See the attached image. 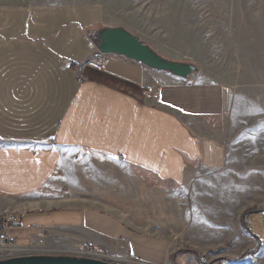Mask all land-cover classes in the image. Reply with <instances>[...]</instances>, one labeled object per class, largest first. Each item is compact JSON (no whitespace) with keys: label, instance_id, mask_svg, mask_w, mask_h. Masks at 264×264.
<instances>
[{"label":"crops","instance_id":"obj_1","mask_svg":"<svg viewBox=\"0 0 264 264\" xmlns=\"http://www.w3.org/2000/svg\"><path fill=\"white\" fill-rule=\"evenodd\" d=\"M109 11L100 2L0 5V215L24 212L9 230L17 255L81 254L88 246L171 264L176 248L169 237L149 235L98 202L124 198L121 185L134 194L137 170L183 185L200 169L227 162L225 84L180 78L115 54L103 70L87 68L80 81L73 67L92 57L97 30L107 25L126 27L162 56L191 55L184 52L193 35L183 16L170 21L187 28L186 50L179 51L158 36L167 22L149 37ZM61 177L79 189H56ZM175 261L198 264L193 253Z\"/></svg>","mask_w":264,"mask_h":264},{"label":"rangeland","instance_id":"obj_2","mask_svg":"<svg viewBox=\"0 0 264 264\" xmlns=\"http://www.w3.org/2000/svg\"><path fill=\"white\" fill-rule=\"evenodd\" d=\"M43 2L104 3L112 19L131 23L149 37L157 36L159 24L167 22L158 36L179 51L186 50L182 45L187 28L170 21L183 16L190 23L196 43L184 52L191 55L172 59L197 66L189 79L228 87L226 164L200 169L192 175L193 182L183 185L137 170L134 194L130 190L128 195L127 185H121L124 198L98 204L113 207L149 235L169 237L176 248L171 264H177L180 253H193L198 264L264 258V0H0V5ZM62 182L61 177L56 189L64 188L66 194L69 187H80ZM87 251L81 254L114 264H145L108 251Z\"/></svg>","mask_w":264,"mask_h":264},{"label":"water","instance_id":"obj_3","mask_svg":"<svg viewBox=\"0 0 264 264\" xmlns=\"http://www.w3.org/2000/svg\"><path fill=\"white\" fill-rule=\"evenodd\" d=\"M97 48L142 63L158 71L170 72L180 78H190L197 72L194 63L162 56L149 44L122 25L103 26L97 30ZM0 264H114L106 259L82 254H19L0 259Z\"/></svg>","mask_w":264,"mask_h":264},{"label":"built area","instance_id":"obj_4","mask_svg":"<svg viewBox=\"0 0 264 264\" xmlns=\"http://www.w3.org/2000/svg\"><path fill=\"white\" fill-rule=\"evenodd\" d=\"M109 54L104 53L97 49L92 57L83 64H75L74 69L77 71L80 81L86 79V69L93 68L97 70H103ZM68 59H64V63L68 64ZM20 215H24V212L18 211H6L0 215V259L10 256V252L15 249V245L9 238L10 227L18 221ZM87 253L90 255L95 254L94 249H88ZM204 260V258H202Z\"/></svg>","mask_w":264,"mask_h":264},{"label":"trees","instance_id":"obj_5","mask_svg":"<svg viewBox=\"0 0 264 264\" xmlns=\"http://www.w3.org/2000/svg\"><path fill=\"white\" fill-rule=\"evenodd\" d=\"M96 40H97V42L99 41V39H98V37H96ZM87 247V249H91V248H89L88 246H86ZM92 249H94L96 252H98V250H96L95 248H92ZM100 252V251H99Z\"/></svg>","mask_w":264,"mask_h":264}]
</instances>
